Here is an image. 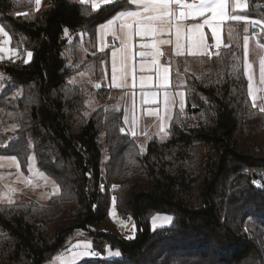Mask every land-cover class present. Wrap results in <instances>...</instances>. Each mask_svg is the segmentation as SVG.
<instances>
[{"label": "trees", "instance_id": "trees-1", "mask_svg": "<svg viewBox=\"0 0 264 264\" xmlns=\"http://www.w3.org/2000/svg\"><path fill=\"white\" fill-rule=\"evenodd\" d=\"M44 5L0 0L12 46L32 53L27 63L0 61V155L17 157L26 169L34 153L60 192L45 204L0 202V264H46L77 229L87 230L103 255L79 264H264V112L249 95L242 45L254 30L230 21L228 47L220 58L201 57L199 73L176 59L186 104L166 137L141 147L143 136L121 132V93L104 86L108 52L97 49L98 25L125 6ZM235 14L264 23V0H247ZM80 73L100 87L70 83ZM92 97L98 106L88 114ZM113 205L134 220L133 237L121 234ZM156 213L171 214V225L152 231ZM108 249L121 255L106 259Z\"/></svg>", "mask_w": 264, "mask_h": 264}, {"label": "snow or ice", "instance_id": "snow-or-ice-1", "mask_svg": "<svg viewBox=\"0 0 264 264\" xmlns=\"http://www.w3.org/2000/svg\"><path fill=\"white\" fill-rule=\"evenodd\" d=\"M89 0H81V3L87 4ZM37 6L40 5L41 0H35ZM108 5V4H120L124 6H136L138 10L132 11H120L115 17L111 20L107 21L104 25L100 26V32L103 35H106L108 32H112L114 25L119 22L120 30L125 33L127 36V40L121 41V47L118 50H113L112 52V79L110 87H128L127 84L123 83L127 76V61L129 59V47L128 41L131 37L137 36L141 41H146L141 43L140 47L142 49H149L150 51H140L138 53L141 58V71L145 69L144 60L147 57H151V68L150 71H153L157 83L154 85L159 90L164 91V104L167 108L168 104L174 102L169 97L167 89L169 88V72L170 68L160 63V56L163 55L161 52V45H174L172 57H180V56H199V57H208L209 59L212 56H216L218 58L221 57V52L219 49L223 47H228V45L222 44V33H221V25L225 22V20L231 21H246L248 17L243 15L233 14V12H227L226 9L229 7V0H196V2L188 3L186 0H92V8L93 10H97L100 5ZM244 6L241 4V0H235L234 8H243ZM196 17H203L202 23H196L192 25L185 26L183 21L188 18L195 19ZM253 27L259 25L261 21L254 20L251 21ZM207 26L211 31V38L214 41L213 44H209L206 42L204 27ZM67 31V30H65ZM231 31V30H229ZM247 32L248 29L246 28ZM168 35V39H163L165 35ZM174 34V41L171 36ZM0 35L3 37H7L10 40L9 33L5 30L3 26H0ZM83 35V34H82ZM253 36L257 35V33L253 32ZM4 41H0V45L3 44ZM248 42L249 37L246 35L244 37V56H245V74L249 79V95L253 94V86L252 80L253 76L251 73V64L247 63L248 56ZM215 48L216 51L212 52L210 49ZM103 51V48L100 49ZM5 49L0 46V52H4ZM9 52L11 50L9 49ZM119 55V74L121 83H117V53ZM28 58L30 59L32 56L31 52L27 53ZM28 61L25 60V63ZM234 70H236V66H233ZM179 74V73H178ZM81 76L84 73H80ZM151 79L146 78L145 76H140V88L142 90L143 103L148 104H157V92H146L143 91L146 87H152L153 85H149L147 80ZM260 79L264 82V60L260 62ZM75 78H72L71 82H74ZM95 87L99 88L100 85L96 84ZM135 87V77L133 79V85ZM180 95V109L183 111L184 107V99L183 93H177ZM253 106L255 107V101L253 102ZM264 112V107L260 109ZM149 115H159L156 110H147ZM171 117H168L170 119ZM163 120V117H161ZM125 122H127V117H125ZM135 123V116H133V124ZM124 129H121L123 132ZM161 131H164L163 124L161 125ZM168 133L165 132V135ZM132 135L135 136V132H132ZM12 159H15L14 157ZM34 159V157L29 158ZM31 164H29V171H31ZM42 178L47 180L46 176ZM31 183L32 181L29 179L28 181ZM154 218V222H155ZM171 219V218H167ZM91 254L95 256L96 253L91 251V246L88 245L86 251L83 255L87 256ZM114 256H120V252L116 251L114 253H110Z\"/></svg>", "mask_w": 264, "mask_h": 264}, {"label": "rangeland", "instance_id": "rangeland-1", "mask_svg": "<svg viewBox=\"0 0 264 264\" xmlns=\"http://www.w3.org/2000/svg\"><path fill=\"white\" fill-rule=\"evenodd\" d=\"M234 2V3H233ZM235 0H232L231 7L234 8ZM241 4L244 6L241 8H234L244 10L247 7V0H241ZM45 7L44 0H41L39 6L36 5L34 0V10H40ZM234 11L233 9L231 10ZM235 12V11H234ZM259 20L255 18H249L246 21H241L246 25V28H252L257 35L253 36L252 34H245L242 38V45L244 49V37L247 35L249 37L248 42V56H247V63L251 64V73L253 76L252 86H253V94L251 95L252 102L255 101V105L259 106L260 108L264 107V82L260 79V62L264 60V43L260 41V34L264 31V23H261L255 27H253L251 21ZM238 26L231 25L230 30L232 33H235ZM20 58V57H19ZM243 66H244V73H245V56L243 55ZM188 71L192 73H199L202 69V65L200 59L193 58L189 61L188 66L186 67ZM100 73L104 78V86L109 88L111 84L110 80V64H109V57L107 55L106 58H103L101 61V70ZM248 85L249 79L248 76L245 74ZM74 81H86L92 87L98 84L96 80H94L89 74L84 73L83 76L80 74L75 75ZM177 79V78H176ZM177 83V80H175ZM111 93L115 94L116 92L111 91ZM183 93L184 99V106L186 104V97ZM113 94V95H114ZM117 94V93H116ZM180 99L179 98V106H180ZM118 99V105H119ZM98 106V102L95 97H92L87 102V113L89 114ZM128 110V109H126ZM135 109L132 108V111ZM133 119V117H132ZM168 127V126H167ZM14 127L8 126L7 129L12 130ZM168 129V128H167ZM165 128L164 131H161L160 126L157 127L156 133L153 136L163 138L166 137L165 132H168ZM152 136L144 137L145 141L141 147H144L147 141ZM15 159H12V158ZM30 157H34V159H29ZM28 158L27 168L24 169L20 160L15 156H7V155H0V202L3 203H13L20 200H33L37 201L41 204H45L49 201L50 197L58 194L60 192V187L56 183V181L43 172L37 164V158L34 153L30 154ZM105 159H108V156H105ZM29 164H31V171H29ZM46 176L48 179L45 180L42 178ZM29 179L32 181L29 183ZM110 215L113 218L114 222L116 223L118 229L120 230L121 234L126 237H133L135 234V222L133 219H124L119 216L116 207L113 205L110 209ZM154 218L155 222H154ZM167 218H171L170 220ZM173 216L167 213H156L150 218V226L152 231H157L158 229H162L165 227H169L172 223ZM91 246V251L96 253V248L93 244V237L88 233L85 229H77L72 237L69 238L66 245L62 250L57 252L46 264H79L84 260H87L92 257L91 254L85 256L83 253L86 251L87 246ZM118 250L108 249L105 254L104 258H113L119 257L111 255L110 253H114ZM101 255V253H99ZM103 257L101 255L99 258Z\"/></svg>", "mask_w": 264, "mask_h": 264}, {"label": "crops", "instance_id": "crops-1", "mask_svg": "<svg viewBox=\"0 0 264 264\" xmlns=\"http://www.w3.org/2000/svg\"><path fill=\"white\" fill-rule=\"evenodd\" d=\"M81 2V0H76ZM193 2H196V0H193ZM92 6V0H89L88 2ZM192 3V2H191ZM232 0H229V7L226 9L227 12H232L231 10L233 9L234 11H239L240 9H234L231 6ZM234 3V2H233ZM103 6V4L100 5V7ZM123 11H135L138 10L136 6H125ZM116 12L113 14L108 20L105 22L101 23L97 27V49L101 51L100 49L103 48V51L107 50L108 52V57H109V64H110V80L112 79V52L113 50H118L121 47V41L127 40V36L125 35L124 32L120 30L119 22H117L114 25L113 31L108 32L106 35L101 34L100 32V26L104 25L107 21L111 20L113 17H115L120 11ZM233 11V14L235 12ZM203 17H196L195 19L193 18H188L183 21V24L185 26L196 24V23H202L203 22ZM231 20H225V22L221 25V33H222V44H224L225 39H224V29L226 25L229 24ZM1 26V24H0ZM204 32H205V37H206V42L209 44H213L214 41L212 40V43L209 41V35L211 36V31L210 29L205 26L204 27ZM10 36V35H9ZM163 39H168L169 36L166 34ZM171 38L175 39L174 34L171 36ZM0 41H4L2 46L5 51L0 52V61H9V62H14L15 60H19V57L21 55V52L19 49H16L12 46V40L10 36V40L7 37H3L0 35ZM146 41H141L139 37L137 36H132L131 39L128 41V47L130 49L128 55L129 59L127 61V76L123 83L127 84L128 87H120L116 88L113 87L114 89H117L121 93V101H122V106H123V121H124V130L125 132L129 133L132 135V132H135V135H140L143 137H148V136H153L156 133L157 127L163 124L164 129L169 128L170 122L174 116V113L176 109H180L179 106V98L180 95L177 93L183 92V88L181 85L176 86L175 80H176V75L174 73V65L176 64V59L178 57H172V52H173V47L174 45H161L160 49L161 52L163 53L162 56H160V63L169 67L170 72H169V88L167 89L169 97L171 100H174V102H171L168 104L167 108L165 107L164 104V91L159 90L156 88L154 85L157 83L156 76L153 71H150L149 69L151 68V57H147L144 60L145 64V69L141 71V58L139 57L138 53L140 51H150L149 49H142L140 47L141 43H144ZM9 49L11 52H9ZM210 51L214 52L216 51L215 48L210 49ZM119 55L120 53H117V83H121L120 80V74H119ZM184 58V68L187 70V66L189 64V61H191L193 58H198L200 59L201 57L196 56H181ZM143 75L146 78H151L147 80V83L149 85H153L152 87H146L143 91L152 93V92H157V104H152L148 103L145 104L143 103V96H142V90L140 88V76ZM135 77V87H132L133 85V79ZM185 94V92H184ZM186 97V95H185ZM132 108L135 110L132 111ZM184 108V107H183ZM128 109V110H126ZM156 110L159 115H149L147 110ZM135 116V123L133 124V119L132 117ZM125 117H127V122H125ZM163 117V120L161 119ZM168 117H171L168 119ZM168 126V127H167ZM168 130V129H167Z\"/></svg>", "mask_w": 264, "mask_h": 264}, {"label": "built area", "instance_id": "built-area-1", "mask_svg": "<svg viewBox=\"0 0 264 264\" xmlns=\"http://www.w3.org/2000/svg\"><path fill=\"white\" fill-rule=\"evenodd\" d=\"M186 2L191 3V2H193V0H186ZM25 60L28 61V56H27L26 53H22V54L20 55L19 61L22 62V63H25ZM95 256H96L97 258H99L101 255H100L99 253H96Z\"/></svg>", "mask_w": 264, "mask_h": 264}, {"label": "water", "instance_id": "water-1", "mask_svg": "<svg viewBox=\"0 0 264 264\" xmlns=\"http://www.w3.org/2000/svg\"><path fill=\"white\" fill-rule=\"evenodd\" d=\"M228 45V44H227Z\"/></svg>", "mask_w": 264, "mask_h": 264}]
</instances>
